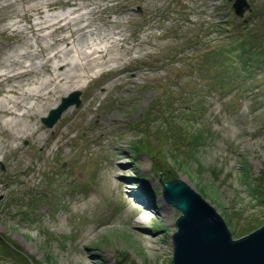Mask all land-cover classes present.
<instances>
[{
	"label": "rangeland",
	"instance_id": "374dc122",
	"mask_svg": "<svg viewBox=\"0 0 264 264\" xmlns=\"http://www.w3.org/2000/svg\"><path fill=\"white\" fill-rule=\"evenodd\" d=\"M54 1L48 14L73 11L64 0ZM76 2L83 11L108 9L103 16L114 22L102 28L128 38L119 51L125 68L105 64L79 88L50 94L44 114L26 118L40 130L27 128V138L6 135L0 152V264H171L181 212L164 200L158 170L162 180L181 179L211 204L232 238L262 226L264 59L245 64L234 59L239 52L209 50L250 41L252 29L264 34V0H245L241 16L232 7L235 0ZM27 4L17 0L16 13L0 20V29L19 19L29 49L37 51L22 20ZM206 16L220 18L228 29L205 28ZM24 36L1 32L0 55L22 46ZM186 37L193 43L186 45ZM224 74L236 77L226 80ZM75 90L79 106H69L46 126L41 118L52 103L57 100L56 107ZM193 100L200 111L190 112ZM170 117L186 132L178 144L161 136L157 141ZM196 133L202 134L198 140ZM178 154L182 167L173 160ZM120 159L128 160L123 172L115 171ZM145 189L150 192L143 195ZM145 211L146 224L133 225Z\"/></svg>",
	"mask_w": 264,
	"mask_h": 264
},
{
	"label": "bare ground",
	"instance_id": "6f19581e",
	"mask_svg": "<svg viewBox=\"0 0 264 264\" xmlns=\"http://www.w3.org/2000/svg\"><path fill=\"white\" fill-rule=\"evenodd\" d=\"M0 1V12H5L0 20L12 18L16 13L13 6L17 0ZM26 1L28 4L21 14L22 20L29 23L27 29L34 35L39 49H29L27 37L24 36L25 28L18 25L19 19L4 24L0 29V33L11 29L25 37L22 46L12 47L0 55V135L3 137L0 152L7 145L6 135L14 139L29 137L27 128L32 130L33 125L29 126L26 118L31 119L38 113L43 115L44 109L50 107L46 105L50 94L59 91L65 95L79 88V83L89 80L88 73L101 71L105 64L115 63V68H125L120 63L124 56L119 51L128 43V38L115 37L118 31L102 28V24L114 22L106 14L103 16L107 8L88 7L83 11L85 6L76 0H64L63 4L72 6L73 11L48 14L47 11L54 8V0ZM42 69L48 73V78L42 76ZM30 99L35 102L26 104ZM56 104L57 100L51 107ZM37 128L32 131L35 132ZM119 154L117 157L121 156ZM127 161L116 160L115 171H125ZM155 212L161 214L163 211ZM164 212L167 213L168 208ZM148 215V211L143 212L133 219L132 224H146ZM84 249H87L86 246ZM82 257L85 263L89 262L86 255Z\"/></svg>",
	"mask_w": 264,
	"mask_h": 264
},
{
	"label": "water",
	"instance_id": "95a60500",
	"mask_svg": "<svg viewBox=\"0 0 264 264\" xmlns=\"http://www.w3.org/2000/svg\"><path fill=\"white\" fill-rule=\"evenodd\" d=\"M232 7L241 16L248 4L245 0H235ZM79 95L80 91L75 90L62 97L42 117V122L51 127L66 108L79 106ZM158 174L164 200L181 212L172 233L171 264H264V224L234 239L220 214L199 193L181 179L173 177L165 181L164 172Z\"/></svg>",
	"mask_w": 264,
	"mask_h": 264
},
{
	"label": "trees",
	"instance_id": "16d2710c",
	"mask_svg": "<svg viewBox=\"0 0 264 264\" xmlns=\"http://www.w3.org/2000/svg\"><path fill=\"white\" fill-rule=\"evenodd\" d=\"M207 15V14H206ZM203 25L205 28H209L210 30H213L215 29L216 31L220 32L223 28L225 29H228L226 24H223L222 23V20L220 18L218 19H213V18H208L206 16V18L204 19V22H203ZM252 35H253V38L252 40L250 41H245L244 39L243 40H240L239 43H235V47L233 48H228V47H221V48H213L215 49L214 51L213 50H209V53H218V51H220V54H229L230 52H233V53H240L238 56H234V59L236 57H238L239 59H244V63L247 64V63H251L252 61H255V62H262L263 59H264V34L260 35L258 33H256L253 29H252ZM196 37V36H195ZM197 40H199L200 38H197ZM221 39V38H220ZM183 42H186V45H190L192 42V38H185ZM222 46V45H221ZM233 62V61H231ZM244 64V66H245ZM230 67H232L230 65ZM222 77V76H221ZM232 77H236V75L234 74H231V76L229 74L225 75L222 77L226 80L232 78ZM221 78V80H222ZM167 100V98H166ZM170 103H171V99H170ZM169 105V104H168ZM190 107V112H195L196 108L200 111V103H197L195 100H193V105L191 106H188ZM192 107H194L192 109ZM170 112H166V115L165 116H168ZM165 134H161V135H158L157 137V141L160 140V136H161V139H163L164 141H166L167 143H171L173 141V144H178L179 142L183 141V139L186 137V132L184 131V128H181V126H179L177 123L173 122V120H171V117H170V121L168 122V129L165 128ZM201 133H196L193 137L194 140H198L200 137H201ZM150 136L149 134H146L145 133V137H148ZM153 136V135H151ZM135 149H139L138 148V144H135L134 145ZM177 165L181 166L182 167V164L184 163L183 160L184 158L183 157H180L179 158V154L178 156H176L174 159H173ZM158 173H160L161 171H157ZM173 179V178H172ZM150 192V189H145L143 190V195H146L144 193H148ZM141 204H146L143 200H140L139 201Z\"/></svg>",
	"mask_w": 264,
	"mask_h": 264
}]
</instances>
